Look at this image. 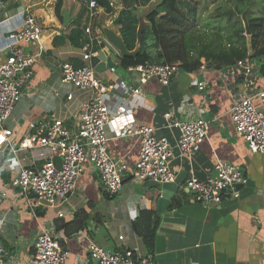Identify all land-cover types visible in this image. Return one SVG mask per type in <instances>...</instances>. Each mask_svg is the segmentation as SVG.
<instances>
[{
	"label": "crops",
	"instance_id": "obj_1",
	"mask_svg": "<svg viewBox=\"0 0 264 264\" xmlns=\"http://www.w3.org/2000/svg\"><path fill=\"white\" fill-rule=\"evenodd\" d=\"M0 11V63L5 59L6 37L19 28L28 14L42 26L39 42L24 47L33 56L31 78L22 89L20 102L15 106L5 127L15 132L11 142L17 146L26 123L38 119H60L74 130V115L88 99V93L73 88L61 81L60 66L63 63L82 65V49L71 45L67 37L72 23L83 30L87 42L94 40L97 20H113L116 13L106 17L103 9L89 4L92 0H62V22L56 17V0H2ZM111 2V0H109ZM63 11L71 19L63 25ZM82 13H84L82 15ZM95 15V16H94ZM103 16V17H102ZM91 33L86 34L85 29ZM114 30L118 32V27ZM99 45V44H98ZM100 51V50H99ZM98 51V52H99ZM113 54V70L97 73L104 82H124L127 86H139L136 76L120 66L122 57ZM203 71L180 73L168 86L156 80L141 85V94L130 95L127 104L131 119L136 125L151 126L157 138H166L174 147L170 169L175 178L181 175L176 193L170 205L160 216L153 250L148 252L141 239L133 232L131 224L143 210H148L153 201L156 210L157 193L143 188V183L131 179L129 172L138 159V145L131 140H110L106 147L109 156L122 159L127 182L113 200L103 198L105 191L93 167L87 166L78 179L75 189L64 204L66 215L57 217V210L41 204L33 194H22L11 186L20 167L37 168L41 162L28 152L13 154L8 147L0 148V239L6 250L7 264H28L33 254V245L39 227L52 231L62 248L69 252L65 264H96L86 251V241L79 236H65L55 230L60 220L72 221L74 214L84 209L88 214L86 233L89 240L108 251L128 249L139 256H150L157 264H264V155L252 154L244 141L234 131L231 108L238 98L264 92V76L258 66L250 63L252 73L246 84L243 71L233 67L208 66L201 60ZM264 63V59L262 60ZM87 64V63H86ZM201 68V67H200ZM122 70V71H120ZM120 71V72H119ZM232 72L235 75H232ZM206 83L199 92L190 87L191 78ZM117 94L109 93L105 101L112 107ZM256 105L261 103L256 99ZM171 113L169 119L164 114ZM201 117L210 122L207 138L200 149L189 158L176 149L178 129L166 128L168 122H188ZM107 134L111 136V131ZM34 153V152H33ZM217 161L232 164L247 177L248 182L239 189V199L226 198L218 205L197 204L186 187L191 178L204 181L214 174ZM157 214V213H156ZM158 215V214H157ZM103 228L105 243L96 241L95 234ZM122 237V240H119Z\"/></svg>",
	"mask_w": 264,
	"mask_h": 264
},
{
	"label": "built area",
	"instance_id": "obj_2",
	"mask_svg": "<svg viewBox=\"0 0 264 264\" xmlns=\"http://www.w3.org/2000/svg\"><path fill=\"white\" fill-rule=\"evenodd\" d=\"M96 5L91 1L89 7L94 9ZM111 5L113 7V3ZM3 8V1L0 0V11ZM111 21L108 23L111 24ZM85 33L90 34L91 29L86 28ZM42 34V26L27 14L21 26L7 34L5 59L0 63V148L8 147L13 154L28 152L41 162L37 168L20 167L11 186L22 194L36 196L37 204L45 202L57 210L59 219L66 215L64 204L87 166L94 168L107 194L117 195L123 185L120 172L125 171L126 167L122 159L114 160L109 156L106 145L110 140H131L138 145V159L129 172L132 180L140 183L148 180L173 182L175 174L169 164L174 147L166 138H157L153 127L133 122L127 98L141 94V85L151 80L168 86L180 73H184L181 63H144L128 67V72L136 76L138 87H129L121 81L104 82L90 66V59L98 56V52L92 50L93 38L82 48L81 67H74L70 63L60 66L64 84L88 93V99L74 115L75 129L67 128L60 119L30 120L17 146L12 145L11 139L15 132L5 127V124L20 102L22 89L31 78L34 63L33 56L25 52L24 47L39 42ZM102 37L99 28H96L94 40L100 41ZM249 65V62H238L234 67L237 72L243 71L250 89L253 82L249 79L252 73ZM203 68L201 66L199 69L203 71ZM232 75L235 73L232 72ZM190 87L203 92L206 83L193 77ZM109 93L118 96L112 107L105 101ZM256 99L261 107L256 105ZM170 117L171 113L164 114V119ZM231 120L235 134L244 141L247 149L252 154L264 155V92L250 91L248 95L238 98L231 108ZM165 127L178 129L175 147L189 158L207 138L210 122L198 117L188 122H168ZM108 130L111 136L107 134ZM247 182L246 175L239 168L217 161L212 177L204 181L191 178L186 182V187L197 204L218 205L226 198L239 199V186L243 187ZM74 235L86 241V251L96 264H157L150 256H139L128 249L105 250L89 240L84 232ZM59 241L52 231L39 227L28 264H65L69 252L62 248ZM6 256L7 250L0 239V264H7Z\"/></svg>",
	"mask_w": 264,
	"mask_h": 264
},
{
	"label": "trees",
	"instance_id": "obj_3",
	"mask_svg": "<svg viewBox=\"0 0 264 264\" xmlns=\"http://www.w3.org/2000/svg\"><path fill=\"white\" fill-rule=\"evenodd\" d=\"M111 0L113 13L123 9L122 20L118 32L128 52L135 50L140 44L134 57H123L120 61L122 68L141 65L181 63L184 73H194L202 66L203 60L208 66L233 67L238 62H251L258 66L259 73L264 76V18L246 14L249 36L246 34L241 15L245 10L243 0H226L216 4L218 0H205L213 5V10L205 19L197 16L196 8H181L185 0ZM189 1V0H188ZM250 1V0H249ZM155 2L153 9L146 14V23L140 24L137 11ZM190 2V1H189ZM219 2V1H218ZM206 3V2H205ZM62 0H56L54 12L62 22ZM209 7H202L207 11ZM84 13H82L83 15ZM198 18L200 20H198ZM220 21H224L221 23ZM96 28H98L96 26ZM67 37L71 45L82 49L87 38L78 25L73 23L67 28ZM250 38L251 48L247 39ZM99 44V43H98ZM93 44V51H99V45ZM73 65V64H72ZM81 67V65H73ZM103 198L113 200L116 195L102 192ZM156 200V196L154 200ZM152 204L154 205V202ZM151 205L143 210L132 222L133 232L141 239L148 252L153 250L160 216ZM88 214L84 209L78 210L72 221L60 220L55 223L57 232L63 231L65 236H72L86 229Z\"/></svg>",
	"mask_w": 264,
	"mask_h": 264
},
{
	"label": "water",
	"instance_id": "obj_4",
	"mask_svg": "<svg viewBox=\"0 0 264 264\" xmlns=\"http://www.w3.org/2000/svg\"><path fill=\"white\" fill-rule=\"evenodd\" d=\"M97 5H99L103 11L104 15L106 17H110L113 14V7L111 5V2L109 0H92ZM245 2V10L241 15V19L243 21L244 29L246 31V34L249 36V27L246 20V14L249 9V1L243 0ZM137 6H139L138 1L136 0ZM92 12L96 15L95 9H92ZM123 16V9L119 10L117 16L111 21V24L108 22H103L100 20L97 21L101 35L103 36L102 42L99 43V52L97 57H92L90 59V66L95 70L97 73L104 72L105 70H113L115 68V65L113 64V54L111 53V50L116 53L119 57H134L140 48V44L137 43V46L134 51L128 52L125 48V45L123 43V40L119 33H117L114 28L119 26V23L122 20ZM103 17V16H102ZM101 19V18H100ZM71 19L68 17L67 12L63 11V25L66 28L68 24L70 23ZM248 47L251 48V41L248 37L247 39ZM121 181L122 184H125L127 182L126 174L125 172L121 171ZM181 175H178L175 180L171 183H159L154 181H145L143 183V188L147 189H154L157 193V201H156V213L158 215H161L165 212L166 208L171 203V198L176 193L177 186L180 183ZM242 186H239V189ZM36 198V196H34ZM43 205H47L45 202H42Z\"/></svg>",
	"mask_w": 264,
	"mask_h": 264
},
{
	"label": "rangeland",
	"instance_id": "obj_5",
	"mask_svg": "<svg viewBox=\"0 0 264 264\" xmlns=\"http://www.w3.org/2000/svg\"><path fill=\"white\" fill-rule=\"evenodd\" d=\"M189 1L188 0L182 1L180 7L185 8V9L196 8L197 16L201 19H205L209 14V10L212 11L214 8L213 5L209 4V2L205 1V0H189ZM218 1L216 4H222L223 5L226 2V0H218ZM154 4H155V2H152L149 5L145 6L144 8H141V9H139V11H137L136 15H137L141 25L145 24L147 22L146 21V14H148L153 9ZM203 4H204V6L209 7V9L205 12L202 11ZM137 8H139V6ZM98 9H101V7L99 6ZM249 10H250V14L253 13L256 16H262L264 18V0H250L249 1ZM118 12H119V10H118ZM118 12H117V14H118ZM100 18H101V15H99V17H98V20H97L98 22L101 20ZM199 18H198V20H200ZM220 22L224 23V21H220ZM120 71H122V70H120ZM66 207H68L67 204L64 205V208H66ZM99 229L101 230V233L98 235L95 234L96 241L98 243H100V242L105 243V238H104L105 234H104L103 228L101 227Z\"/></svg>",
	"mask_w": 264,
	"mask_h": 264
},
{
	"label": "clouds",
	"instance_id": "obj_6",
	"mask_svg": "<svg viewBox=\"0 0 264 264\" xmlns=\"http://www.w3.org/2000/svg\"><path fill=\"white\" fill-rule=\"evenodd\" d=\"M97 6V5H96Z\"/></svg>",
	"mask_w": 264,
	"mask_h": 264
}]
</instances>
